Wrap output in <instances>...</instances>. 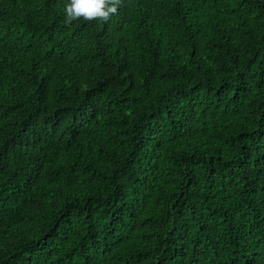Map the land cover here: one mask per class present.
<instances>
[{"label":"trees","instance_id":"16d2710c","mask_svg":"<svg viewBox=\"0 0 264 264\" xmlns=\"http://www.w3.org/2000/svg\"><path fill=\"white\" fill-rule=\"evenodd\" d=\"M0 0V264H264V0Z\"/></svg>","mask_w":264,"mask_h":264},{"label":"clouds","instance_id":"9594fccd","mask_svg":"<svg viewBox=\"0 0 264 264\" xmlns=\"http://www.w3.org/2000/svg\"><path fill=\"white\" fill-rule=\"evenodd\" d=\"M119 0H69L65 5V23H72L80 18L85 21L109 20L118 11Z\"/></svg>","mask_w":264,"mask_h":264}]
</instances>
